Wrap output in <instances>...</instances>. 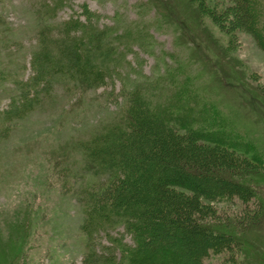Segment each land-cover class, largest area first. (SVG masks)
I'll list each match as a JSON object with an SVG mask.
<instances>
[{
	"label": "rangeland",
	"instance_id": "rangeland-1",
	"mask_svg": "<svg viewBox=\"0 0 264 264\" xmlns=\"http://www.w3.org/2000/svg\"><path fill=\"white\" fill-rule=\"evenodd\" d=\"M43 1L0 0V111L14 97L19 100V83L34 74L31 59L41 26L88 6L101 26L136 33L140 25L148 34L143 44L131 38L125 42L130 48H120L126 51L121 78L90 87L56 77L51 99L40 96L41 104L10 124L0 117V264H88L77 197L81 187L103 177L80 176L86 165L80 142L120 117L127 90L143 75L180 67V77L193 76L201 94L232 114L241 134L264 152V43L242 20L238 0H157L163 14L151 0H70L50 22ZM257 2L264 24V0ZM128 63L137 72L131 70L125 85ZM214 167L246 184L251 196L202 199L212 209L208 223L226 222L224 230L235 240L232 249L212 253L205 264H264V169L252 163ZM109 231L134 244L123 226ZM96 241L111 245L104 231Z\"/></svg>",
	"mask_w": 264,
	"mask_h": 264
},
{
	"label": "trees",
	"instance_id": "trees-1",
	"mask_svg": "<svg viewBox=\"0 0 264 264\" xmlns=\"http://www.w3.org/2000/svg\"><path fill=\"white\" fill-rule=\"evenodd\" d=\"M68 1L41 3L49 22ZM238 1L242 20L264 43L257 0ZM197 8L202 11L200 3ZM81 15L85 18L73 15L40 27L31 59L34 74L19 83V100L14 97L10 107L0 111L1 123L24 118L41 104L40 96L51 99L56 77L90 87L121 78L126 51L120 48H130L132 43L125 42L131 38L143 44L148 34L140 25L136 33L101 26L99 15L88 6ZM125 68H130L122 78L127 85L131 70H137L130 63ZM171 69L139 76L142 79L127 90L129 99L120 117L80 142L86 163L80 176L103 177L81 187L77 197L88 264H205L212 253L235 246L234 237L224 230L226 222L208 223L212 209L202 199L250 198L246 184L213 169L222 162L264 169V152L241 134L232 114L225 115L201 94L193 76L181 78L184 70ZM118 226L131 235L133 245L110 234ZM103 231L111 245L98 246Z\"/></svg>",
	"mask_w": 264,
	"mask_h": 264
}]
</instances>
